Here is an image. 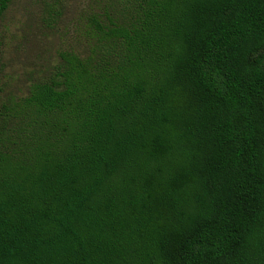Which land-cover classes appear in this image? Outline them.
I'll return each mask as SVG.
<instances>
[{"label": "trees", "instance_id": "obj_1", "mask_svg": "<svg viewBox=\"0 0 264 264\" xmlns=\"http://www.w3.org/2000/svg\"><path fill=\"white\" fill-rule=\"evenodd\" d=\"M116 2L2 115L0 264H264V0Z\"/></svg>", "mask_w": 264, "mask_h": 264}, {"label": "rangeland", "instance_id": "obj_2", "mask_svg": "<svg viewBox=\"0 0 264 264\" xmlns=\"http://www.w3.org/2000/svg\"><path fill=\"white\" fill-rule=\"evenodd\" d=\"M113 2L122 8L116 0L11 1L0 19V124L7 107L51 76L62 54L85 58L92 53V21Z\"/></svg>", "mask_w": 264, "mask_h": 264}]
</instances>
